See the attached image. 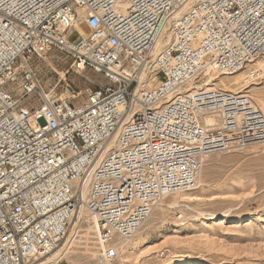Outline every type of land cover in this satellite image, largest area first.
<instances>
[{
	"label": "built area",
	"instance_id": "obj_1",
	"mask_svg": "<svg viewBox=\"0 0 264 264\" xmlns=\"http://www.w3.org/2000/svg\"><path fill=\"white\" fill-rule=\"evenodd\" d=\"M188 1L0 0V264L56 251L83 207L98 260L115 264L118 242L166 195L194 189L207 156L264 144L249 94L190 88L264 55V0ZM51 51L111 83L82 97L47 86L37 61Z\"/></svg>",
	"mask_w": 264,
	"mask_h": 264
},
{
	"label": "rangeland",
	"instance_id": "obj_2",
	"mask_svg": "<svg viewBox=\"0 0 264 264\" xmlns=\"http://www.w3.org/2000/svg\"><path fill=\"white\" fill-rule=\"evenodd\" d=\"M78 27L83 34L88 32L85 26ZM44 58L37 61L41 77L58 91L69 84L82 97L88 87L111 83L93 69L77 71L63 53L51 51ZM263 60L221 77L231 83L247 77L249 68ZM202 76L196 84L203 81ZM234 86L222 89L232 91ZM240 89L241 93L251 96L259 92L264 97V73ZM199 178L195 189L168 195L154 208L137 234L124 241L115 264H264V144L210 154ZM76 221L60 247L72 235ZM92 224L78 223L69 250L54 264H110L98 260L97 230L91 229Z\"/></svg>",
	"mask_w": 264,
	"mask_h": 264
},
{
	"label": "bare ground",
	"instance_id": "obj_3",
	"mask_svg": "<svg viewBox=\"0 0 264 264\" xmlns=\"http://www.w3.org/2000/svg\"><path fill=\"white\" fill-rule=\"evenodd\" d=\"M191 2H192V0H189L187 3H186V5H185V7H189L190 5H191ZM170 41H171V37H170V34H169V32L167 31V27L165 28V32H164V34H162V36L158 39V41H157V45H156V52L157 51H159V50H161V49H163V48H165L169 43H170ZM260 58H264V55L262 56V57H259V58H256V59H254L253 61H257V60H259ZM252 61V62H253ZM251 63V62H250ZM256 63V65L255 66H259L261 69H262V71H263V73H264V60L263 61H258V62H255ZM77 71H80V70H77ZM241 71V70H240ZM239 72V71H238ZM237 73V72H236ZM203 74V76H204V78H203V81L200 83V84H196L197 83V81L198 80H196L195 81V84L194 85H192V87H190V88H195V89H198V88H203V87H206V88H222V86H225V87H228V89H229V87H230V85H232V84H235V85H237V86H234V88H230L231 90H232V92L234 91H236L235 93H241V92H243V89H240V88H245V87H247V85L249 84V80H248V78L247 77H242V78H240V79H235V81L234 82H226L225 80H223L222 79V75H225V74H217V73H214V72H210V71H208V70H206L204 73H202ZM235 74V73H234ZM229 75H233V74H229ZM263 75V74H262ZM202 76V77H203ZM200 77H198V79H199ZM221 83V84H220ZM228 83H230V84H228ZM237 90H238V92H237ZM251 97L254 99V100H256V102L262 107V108H264V97H263V95L262 94H260L259 92L256 94V92H255V94L254 95H251ZM135 105H137V104H135ZM137 107L138 106H133V108H132V111H131V113L129 114V116L127 117V120H131V118H132V114L135 112V111H137ZM200 182V178H199V181H198V183ZM198 185V184H197ZM197 185L195 186V188L197 187ZM194 188V189H195ZM193 190V189H192ZM186 191H181V192H174V193H185ZM174 193H170V194H168V195H171V194H174ZM168 195H166L165 197H167ZM164 197V198H165ZM163 198V199H164ZM162 199V200H163ZM161 200V201H162ZM160 201V202H161ZM159 202V203H160ZM158 203V204H159ZM157 204V205H158ZM154 210V209H153ZM153 212V211H152ZM151 215H152V213L150 214V216L142 223V225L151 217ZM76 218H77V221L75 222V224H74V226H73V230H72V235H70L68 238H67V240L65 241V243L63 244V246H61L60 248H58L56 251H54L53 253H51V254H49L44 260H42V261H40L39 263H37V264H54L53 262H55V263H58L61 259H62V257L64 256L63 255V253L64 252H66V249H68L67 247H68V245H69V243H70V241H71V239H72V236L76 233V230H77V227H78V223H80V222H87V223H93L92 224V228L91 229H95V230H97V234H98V221H97V218H96V216L93 214V213H91V212H89V210L86 208V207H83V208H81L80 209V211H79V213L77 214V216H76ZM78 222V223H77ZM142 225L139 227V229L142 227ZM89 227V226H88ZM90 229V228H89ZM139 229L136 231V233L135 234H137V232L139 231ZM94 230V231H95ZM96 232V231H95ZM94 233V232H93ZM134 234V235H135ZM131 239V238H130ZM130 239H128V240H130ZM128 240H120L119 242H118V245H117V247L119 248V249H121V248H123V246L125 245L124 244V241H128ZM70 246H71V243H70ZM126 247V246H125ZM70 248V247H69ZM69 250V249H68ZM71 250V249H70Z\"/></svg>",
	"mask_w": 264,
	"mask_h": 264
}]
</instances>
